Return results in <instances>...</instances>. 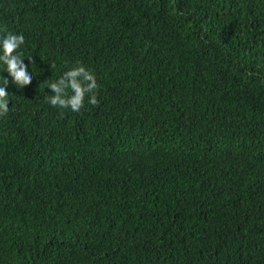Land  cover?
I'll use <instances>...</instances> for the list:
<instances>
[{
	"label": "trees",
	"instance_id": "16d2710c",
	"mask_svg": "<svg viewBox=\"0 0 264 264\" xmlns=\"http://www.w3.org/2000/svg\"><path fill=\"white\" fill-rule=\"evenodd\" d=\"M2 27L33 78L0 63V264H264V0H0ZM77 62L98 105L51 106Z\"/></svg>",
	"mask_w": 264,
	"mask_h": 264
},
{
	"label": "clouds",
	"instance_id": "9594fccd",
	"mask_svg": "<svg viewBox=\"0 0 264 264\" xmlns=\"http://www.w3.org/2000/svg\"><path fill=\"white\" fill-rule=\"evenodd\" d=\"M0 33H4L0 35V63L6 66V72L12 78L11 83L19 88L30 85L33 77L22 59L23 54L18 51L25 43L24 36L14 34L6 27L0 28ZM46 83L54 95L46 96L45 100L53 107L79 112L85 107V97L88 94H90L89 104L97 106L99 103L97 99L99 85L96 77L80 62L64 72L56 82ZM8 84L9 80L5 78L3 86H0V118L5 117L10 110L9 93L6 91Z\"/></svg>",
	"mask_w": 264,
	"mask_h": 264
}]
</instances>
